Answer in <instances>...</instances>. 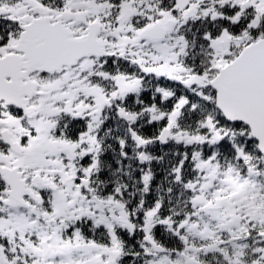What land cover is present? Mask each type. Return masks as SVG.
Here are the masks:
<instances>
[{
	"label": "snow or ice",
	"instance_id": "6c2138e0",
	"mask_svg": "<svg viewBox=\"0 0 264 264\" xmlns=\"http://www.w3.org/2000/svg\"><path fill=\"white\" fill-rule=\"evenodd\" d=\"M0 264H264V0H0Z\"/></svg>",
	"mask_w": 264,
	"mask_h": 264
}]
</instances>
